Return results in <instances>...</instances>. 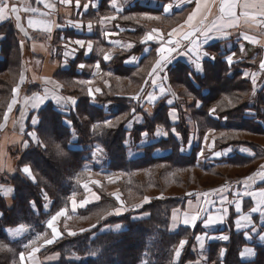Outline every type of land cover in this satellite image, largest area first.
Instances as JSON below:
<instances>
[{
  "label": "trees",
  "instance_id": "16d2710c",
  "mask_svg": "<svg viewBox=\"0 0 264 264\" xmlns=\"http://www.w3.org/2000/svg\"><path fill=\"white\" fill-rule=\"evenodd\" d=\"M0 36L2 37L0 40V124H2L8 104L13 98L12 89L21 74L22 55L19 36L11 21L0 23ZM208 50L217 52V59L214 63H205L203 77L196 79L197 87L188 79L189 68L184 63H177L170 68L168 72L170 85L189 89L192 96L201 101V111L194 112L193 115L195 118L201 117L209 127H221L219 122L212 120L208 114L211 108L220 105L215 113L219 114L218 120L227 118L229 123L224 125L225 128L264 136V127L260 124V121L264 120V91H259L254 99L250 100L253 90L249 80L244 79L241 71L247 66L239 64L229 67L219 57V48H214L212 45L208 47ZM113 63L112 68L116 75L130 76L135 71L134 68L128 67L119 70L115 61ZM11 75L12 79L9 78ZM57 75L68 80L77 76L70 70L59 71ZM65 95L68 94L65 93ZM225 96L231 100V104L224 99ZM78 98V104L73 113L71 111L67 114L61 113L51 104H47L38 113L37 136L47 145V148L29 144L28 141L27 148L15 147L12 152L11 157L16 161L17 167L26 164L31 166L36 176V183L21 178L17 173L7 178V181H3L13 186L14 198L8 206L0 195V244L6 245L0 250V264H19V253L25 249L23 244L38 233H48L45 225L48 217L60 208L68 207L70 202L68 197L73 192L77 193L76 199L83 198L80 183L84 177L83 167L89 154L85 147L90 144H97L103 148L107 160L106 168L109 171L125 174L118 184L123 196L127 198L126 203L135 205L144 197L150 198L149 203L144 205L138 214L106 219V215L116 208V202L109 194L99 191V203L81 208L76 211V214L73 213L74 216H71L72 220H90L91 224L83 228L88 231L81 232L80 229L75 231L76 235L66 234L55 244L44 249L42 254H57L58 259L51 264H142L145 260L147 264H171L175 247L188 232L185 227L175 230L168 228L171 213L177 209L185 193L167 195L161 188L160 176L178 177L189 174L196 169L194 157L192 154L187 156L179 151L178 145L171 136H168L172 139L170 146L172 151L169 155L159 158L152 156L156 148H166L168 142L160 141L141 147V155L130 160L124 147L129 133L124 123L116 119L120 115L128 114L127 121L135 112L143 116L141 124L132 132L135 142L141 139L143 132L149 135L154 134L157 125L163 126L168 131L175 127L178 131L179 123L174 126L169 122L167 112L170 107L164 103L157 104L154 115L150 117L143 110L138 109L137 104L128 97L119 99L115 97L109 100L118 104L111 112H105L101 108L102 100L99 97L96 105L90 104L86 96ZM133 109L135 112L132 111ZM247 111L254 113H246ZM65 120L71 121L70 126L78 133V142H72L71 128ZM106 120H112L113 125H105L103 122ZM201 124L198 123V125ZM93 125H99V127L93 130ZM27 129H30L28 125ZM57 143L63 149L64 155L57 153L55 148ZM260 146L257 144V149ZM138 174L141 175L140 178L137 177ZM77 177L80 180L79 184ZM174 183L177 184L175 180ZM168 184H171L170 181ZM146 188L157 192L147 194ZM41 189L47 193L49 200L53 203L49 214L43 211ZM133 196L138 199L133 201ZM29 201L36 202L35 209L30 206ZM21 224L29 226L28 234L21 239L11 240L7 236V228ZM115 225H123L124 228L115 229ZM229 237L230 239L225 243L210 244L209 263L264 264V246L257 247L254 262L245 263L239 259L238 254L246 241L240 232L233 229L232 224L229 225ZM186 240L191 242V237ZM220 248L226 249L223 259L219 254ZM96 250H99L96 256L89 255ZM191 257L186 250L178 264H184Z\"/></svg>",
  "mask_w": 264,
  "mask_h": 264
},
{
  "label": "rangeland",
  "instance_id": "374dc122",
  "mask_svg": "<svg viewBox=\"0 0 264 264\" xmlns=\"http://www.w3.org/2000/svg\"><path fill=\"white\" fill-rule=\"evenodd\" d=\"M158 4H159L158 1L152 2V6H156ZM132 15H133V16H131V17H133L132 19L126 20L127 25H130L131 29L137 28L138 31L143 30V27L146 25L147 27H150V26H153L155 28L161 27V28H163L162 29L163 31L167 32L170 29H166V28H170L172 25V18L171 17H169V19L163 18L161 20L147 19V18H145V15L139 14V11H137V10H132ZM176 18H177V20L179 19L177 16H176ZM121 21L122 20H120V19L115 20L116 23L122 25ZM103 27L105 29H107V28H110V25L105 24ZM65 36H67V37H65L67 39L64 40V37H62L60 31L55 33V35L53 37V42L51 44L52 48L50 50V53H51L50 62L53 63L54 61H57L56 66L63 67V66H66V64H68V61L70 60L69 57H73V59H74V61L72 62L73 65H71V68L68 70L72 71L76 75V73H75V72H77L76 70L80 69L82 71V73H80L81 76L77 75V76H74L72 78L73 80L72 79L68 80V79L64 78L63 76L60 77L57 75L59 73V71H63V70H56L53 72V75H52L53 79L55 80V83H53V85L56 86L58 84L61 87V93L59 92L58 96H61L64 98L72 97L76 100V104L73 106L70 102H68L66 104L61 105V104H57L56 101L54 99H52V101L46 102L42 106V108H44L47 104H51V105L53 104L55 106L57 105L56 107L60 111L63 109L65 110V108H66L67 110L71 109L70 111L73 113V112H75L76 106L78 104V99H79L78 97L79 96H86L87 99L89 100L90 104L95 103L93 105H96V100L99 101L98 97L101 98V100H102V101H100L102 104L101 108L105 112H107V111L111 112V111L116 109V106L118 104H116V102L114 104L112 101H109V100H111L112 98H115V97L117 99H119V98L126 97V96H131V97L135 96L138 93L137 87L145 84V80H147L148 73L150 72V69L152 68L151 65H152V63L153 64L155 63V60L157 57V53L155 52V48L154 47L149 48V55L146 57V59L143 61V63L137 69H135L134 72L131 73L133 78H135V76L137 74L136 78L133 80L132 83H127L125 80H119L116 77H112L110 75H107V72L103 73L102 71H101L100 75L96 74L95 79L92 80L91 74L95 73L94 71L97 69L96 63L99 62L97 60V56L99 54H101V55L104 54V53L100 52L101 48L104 49V52H106L108 54H113L114 57L121 60L120 62L115 61V64H117L121 68V67H123L124 62H125L124 58H126L128 55H132V54L137 55V50L142 52L145 49V48H142L143 45L141 44V39L144 36V32H142L137 37L133 33H132V36H128V41H130L133 45L131 50H124L122 48L115 50L112 48H108L107 45H105V44H104L105 46L102 47L103 43L99 44L98 42H95L97 44V48L93 50L94 53L90 54L87 57L85 56V54H83V52H77L76 53V51H73V49L76 48V45L69 43V40H75V38H76V35L73 32L65 34ZM32 37H33V35H32ZM118 37H121L122 39H124L125 35L123 33H120L118 35ZM94 38H95V35H94ZM46 41H48V40H46ZM103 42L105 43L104 39H103ZM64 44L70 45V47H68V50H67L70 54H67V56L65 55V53H68V52H66ZM19 45H20L21 55H22L21 74H24V68H25L26 69V75H27L26 80H24L23 83H20L21 74H19L18 82L14 86V88L19 86L18 96H19V100H20L19 104H21V102H23L22 97L26 98V97H31L37 93H42V92L44 93V92H46L45 88L47 86H46V84H41L40 82H38L35 79V77H33V75H32L33 73L35 75L38 74L39 70L43 66V62H40V61H43V58L41 57V58L35 59L36 57L31 53V51L29 52V50L26 49L27 45L26 46L24 45L23 47H21L20 40H19ZM113 45L116 48L123 47V44L121 42H120V44L114 43ZM214 48L220 49L221 46H220V44H214ZM229 52H235L236 53V56L234 57L235 62L233 63L232 66H235V65L237 66L239 64H245L247 66L245 69L241 70V71H244V73L245 72H247L249 74L257 73L260 70L259 63L256 62L257 58L256 59L245 58V56H246L245 53L242 54L238 47H236L233 51H227L226 53H229ZM213 54H215L217 57V52H214ZM218 55H219V57L224 59V56L221 54V51L219 52ZM33 57H35V58H33ZM63 58H65L66 60H63ZM23 61H25L24 66H23ZM224 62L226 63V61H224ZM80 64H84L85 67L83 69L79 68L78 65H80ZM112 64H114V63H112ZM171 67H174V66L169 65L167 67V75H168V72H169ZM106 77L112 78L114 80L113 84H111V83H109V85L105 84ZM200 77H203V76H200ZM243 77H244V79L249 80L248 82H249V84L253 90V85L251 82V75H249L248 77H245L243 74ZM263 77H264V73H262L261 78L260 77L258 78L256 89H255V95L252 94L250 100L254 99V97L256 96V94L259 91H264V78ZM9 78L12 79L13 78L12 75L9 76ZM259 80L263 81V82H261L262 84H260V85L258 84ZM80 81H92V83L84 84V83H80ZM168 81H169V79H168ZM191 82L193 83V85L195 87H197L196 80H195V82H193V81H191ZM47 83L51 84L50 82H47ZM168 85L170 86V82L168 83ZM97 88L100 89L99 92H96ZM171 88L173 89V91L171 90L172 93H175L174 96L176 97V99H175L176 105H177L176 113L179 117V119H178L179 129H178V131L177 130L176 131L180 134V136H179V138H177L175 135L172 134V132L170 130L168 131L165 129V131H168L169 134L166 137L160 136V138L163 137L164 139L163 138L161 140L159 139L158 142H160V141L168 142L167 143L168 147L166 146V148H162V147L156 148L152 152V156L154 158H159V157L169 155L172 151L170 149V146H171L172 139H173V141L178 145L179 151H181V148H183L184 150L181 152L184 155L190 156L192 154V156L194 157L196 169H194L193 171H190L189 174H182V175H179L178 177L175 175L174 176L173 175H171V176L161 175L160 176V183L162 185L161 188L165 190V193L167 195L185 193L184 197L181 198V201L179 202V205L177 206L176 210H182L183 209L184 200L186 201L187 199H194L197 196L203 197V195H202L203 193H209L210 194L209 197L211 195L213 196L214 194H218V192H215L214 190L220 189L222 186H227L228 188H231L233 190L232 192H229L231 196L234 195L236 190L243 191L241 189L242 184L240 182H242L246 177L252 175L253 173L258 172V170L260 169V166L264 165V157H263L264 156V136L252 135V134H249L247 132H237L235 130H228L227 128L224 127L225 124L229 123L228 120L224 119L225 117L218 120V118H220L218 113L210 114L209 111H206L207 113L209 112L208 113L209 117L212 120L219 122V124L221 125V127L219 126L217 128L209 127L208 124H206L205 121L201 117H198V118L194 117L193 113L201 111L202 105L199 108H197L195 106L196 99H191L189 97V93L191 91L187 88H182V87L171 86ZM89 89L92 90L94 99H93V97L89 96V94H88ZM203 92H205V91L203 90ZM65 93L68 95H65ZM178 93H180V95ZM252 93H253V91H252ZM130 99L133 100L132 98H130ZM113 101H114V99H113ZM19 104L18 103L14 104L15 106L12 107V111L10 113H8V119L7 120H9L11 118L13 120H15L18 118V116L19 117L21 116V113H20L21 107L19 106ZM249 104H252V103H249ZM23 105H25V103H23ZM167 107H169V106H167ZM222 109H227V108L222 107ZM40 110H39V112H40ZM38 113L37 114L30 113L28 115V127L30 129L26 130L27 132H25V136L23 139H24V141H29V144L32 143V141H31V137L28 135V133L34 131L36 133V136H37L36 131H37V128L39 126ZM246 113H253V112L247 111ZM252 115H254V114H252ZM127 116H128V114H124L122 116L120 115L116 119V121L123 122L124 127H126L127 123L131 120L130 118H132V117H130L129 118L130 120L128 119L129 121L128 120L126 121ZM33 117H35V118L37 117L36 119H38V123L35 126H33V124L31 123ZM4 121H5V119L3 117L2 124ZM198 123H202V124L198 125ZM2 124H0V129H1ZM260 124L264 125L263 119L260 121ZM26 127H27V125H26ZM212 130H214V131H212ZM205 135H208V141L207 142H205V140H204ZM73 136L78 137V133L76 131H74L73 134L71 135V137L74 139L75 137H73ZM168 136H171L172 139H170V137H168ZM148 137H149V134H148ZM189 138H191L190 145H189ZM153 143H155V141L152 142V144ZM257 144L261 145L259 147V149H257ZM124 147L126 149V154L128 156V159H130V160L141 155V151L138 152V149L135 147V145L133 143H131L129 145V148L126 147L125 143H124ZM21 148H23V147H21ZM85 148L88 149L89 154L87 155V161L85 162L84 167H83L84 177H83L82 182L80 183V186L83 183H88L89 187L92 189V191L95 192L98 196H99V194H98L99 191L103 192L105 194H109L111 196V198L116 202V208H120L121 202H122L124 209H126V210L120 216L133 214V213H136V214L140 213L139 212L140 209L144 205L148 204L149 202L145 203L144 199H143L135 205H128L126 203L127 198H125V196H123L121 190L119 189V184H118L124 178L125 174L120 175L121 172L114 173L112 171H109L106 168L107 160L105 159V154H104L103 148H101L99 145H97V144L91 145L90 144V145L86 146ZM97 148L102 149V152L98 153L97 156L94 158L93 152ZM241 149H244V150H241ZM14 150H15L14 147L11 149L10 148L8 149V154L10 157L12 155V152H14ZM201 151H203V153H204L203 156L199 155V153ZM215 152H221L223 154L220 157H216L214 155ZM154 153H156L157 156L158 155L159 156L158 157L154 156ZM246 154H248V155H246ZM239 158H242V159H239ZM258 158L260 160H258ZM0 160H1V157H0ZM229 160H231V161H229ZM246 160H247V162H246ZM234 161H235V163H234ZM108 175H112L116 182L115 183H109V181L107 179ZM140 176H141L140 174L137 175V177H139V178H140ZM21 178H23V176H21ZM90 180H97L100 183H99V185H94V184L90 183ZM174 180L177 182V184L174 183ZM3 181H7V178H3L0 181V184H8V183H5ZM169 181L171 184H168ZM263 184H260L258 186H261ZM81 189L83 192V198L77 199L78 202L82 201L83 199H85L87 197L90 199V202L86 206H88V205L92 206V205L99 203L100 196H99V199L97 200L91 196V193L86 192V190L82 186H81ZM156 192L157 191H155L154 189L146 188L147 194H155ZM225 192H227V190ZM113 193H118L120 195V201L116 200L115 196L112 195ZM186 193H193L194 195L193 196H187ZM231 196H229V197L231 198ZM137 199L138 198H136V196H133V198H132L133 201H136ZM43 203L44 202H42V207H43ZM50 203H51L50 209L45 211L47 214H49L52 210L53 203L52 202H50ZM67 208L69 209L68 214L70 216H74V214H76V212L74 214L71 212V203L70 202H69V205ZM79 209H81V208H78L77 210H79ZM112 211L113 210H111L109 213H111ZM109 213L106 215V219L109 217H115L114 214H109ZM172 213H171V215H172ZM53 214H55V212ZM53 214H51V215H53ZM50 217H48V219H50ZM90 224H91L90 220H84V219L72 220V217H71V219H65L64 217H61L60 220L57 222V228H59V230L61 231V234H62L61 238H63L66 234L69 235L68 234L69 232H75L77 230L86 228ZM45 225H46V222H45ZM200 225H201V223L197 222L195 228H192V227L180 224L178 226V228H176V229H179L181 227H185L188 229V232L186 233V235L182 239H190V237H191V242H188L186 244L185 248L182 250L181 257L179 258V261H181L183 254L186 253V250L188 251V253L192 257H191V259L185 261L184 264H213V263L208 262L209 247H210L211 243L207 244V248H206L207 249V258L206 259L205 258L203 259V255L205 254L204 253L205 245H204V248L201 252L197 251L198 242L196 240V237L199 235V236L204 237V239H205V235L203 233L204 229L202 227H200ZM169 227L171 230L172 227L170 225L168 226V228ZM47 231H48L47 235L42 240L38 241V245H43V247L46 246L44 244V239H48L51 237V231L49 229H47ZM27 234H28V232H27ZM26 235H24V236H26ZM228 236H229V234H228ZM32 238H34V237H31V239ZM61 238H59L58 240H60ZM58 240H56V241H58ZM56 241L53 244H55ZM215 243L219 244L220 242H215ZM53 244H51V245H53ZM38 245H34L33 247H36ZM43 247H41V249ZM44 249H46V247ZM43 250L40 252L41 257L46 256V255L56 254V253H51V254H44L43 255L42 254ZM220 250H221V248H220ZM220 250H219V254H220ZM27 251L28 250L24 249L23 252H27Z\"/></svg>",
  "mask_w": 264,
  "mask_h": 264
},
{
  "label": "snow or ice",
  "instance_id": "6c2138e0",
  "mask_svg": "<svg viewBox=\"0 0 264 264\" xmlns=\"http://www.w3.org/2000/svg\"><path fill=\"white\" fill-rule=\"evenodd\" d=\"M73 0H59V3L62 5H71ZM126 0H109L110 7L114 9L115 13L111 16H105L100 19L101 25H103L104 21L107 20H116L117 14L123 11V4ZM184 3L192 4L194 3V8L188 13L186 19L182 24H179L177 27H173L170 31L165 34L161 33L159 29L153 28L151 32L144 35L141 40V43H146L147 41H157L161 44V47L157 49L159 59L156 60L152 70L148 73V75L152 78V85L154 88L158 87V94L156 92L148 93L147 94V102L150 105H154L156 100L166 96L168 93H171V87L165 86V82L168 80L167 75V66L172 63L175 57H172L173 52H177L180 56H187L190 62L191 67L187 70L188 79L195 82V80L203 76L205 73V63L211 62L214 63L217 59L216 55L213 54L208 48H205V45H209V42L212 40L217 39H227L231 33L228 31L229 29H238L241 28L242 25L246 26L248 29H255L260 32L261 36L264 37V0H183ZM37 4H43L45 9H48L49 12H42L37 7H30L25 6L23 9L18 8L16 4L12 3L11 0H0V22H3L5 19H10L12 17L16 20V27L23 32L25 36H28V31L21 23V16L19 15L20 11H24L30 13L27 17V28H31L33 30H39L46 33H50L53 28V22L45 19L49 13L55 9V4L47 3L46 0H36ZM94 6L91 3H84L81 5V0H75V7L79 10L83 7L84 12H87L89 7ZM174 4L171 0H166L165 3L161 5V10L163 15H148L144 14L145 18L152 19V20H161L164 17H167L173 10ZM216 9V13H213V9ZM79 14V12H78ZM210 16L214 18L209 19ZM131 16H123V19L128 20L132 19ZM72 23L73 27L82 28L84 27L82 22H69ZM56 27H60V25H55ZM93 28V21H89L87 23V29L91 32ZM115 33L105 31L103 33L104 36L109 37L114 35ZM241 38L245 41L253 45L261 44V39L257 38L256 36L249 35L247 32L242 33ZM184 42H187L186 44ZM69 43L78 45L80 48H85V55H88L93 50V42L92 41H85L82 39L76 40H69ZM165 45H170L171 47H166ZM21 47H23V41L21 42ZM67 47V44L65 45ZM128 47L131 48L133 45L130 43ZM183 48V51H179V49ZM76 51V49H73ZM100 52L104 53L103 59L108 61L111 59V56L104 52V49L101 48ZM240 52H244L243 45L240 46ZM68 53H65L67 55ZM224 59L229 67L233 65L234 57L236 56L235 52L229 53H222ZM79 68L83 69L85 67L84 64L78 65ZM96 68L99 69V63L96 64ZM259 68L262 72H264V60H261L259 63ZM163 73V75H160ZM107 75H111V73H107ZM251 75V82L253 85V95H255V89L257 85V74L256 73H244L245 77ZM157 79L161 81L159 85H157ZM24 75L21 74L20 76V83H23ZM46 83L48 81H45ZM55 83V82H53ZM80 83L90 84L92 81H80ZM148 81L145 80V84ZM57 88L60 85H56ZM100 89L97 88L96 92H99ZM143 87L140 89V93H143ZM19 93V86L12 89L13 99L10 104H8V110L4 114V119H8V113L12 111V107L16 104L17 95ZM140 93L133 96V100L139 101L141 99ZM90 97H93V92L89 89L88 92ZM173 96L175 93H171ZM48 92L46 90L45 95L35 94L33 97H26L24 99V103L28 105L31 103L33 108L39 107L45 99L48 98ZM189 97L191 99H195L191 93H189ZM51 98L56 101L57 104H66L70 102L73 106L76 104V100L72 97L64 98L55 94V92L51 93ZM94 99V97H93ZM225 100H228L229 104H231V100L225 96ZM169 104L172 103L171 100L168 101ZM195 106L199 108L201 106V101L196 100ZM216 107L211 108L210 114H214L217 111ZM147 111V109H145ZM135 112V109L132 110ZM169 116L175 122L179 119L176 115L175 109L171 110ZM224 119H227L226 117ZM38 120L33 117L32 124L36 125ZM65 123L69 126L71 125L70 120H65ZM107 126H112V120H106L103 122ZM99 125H93V130H95ZM21 131H23V126H21ZM173 135L179 138L180 134L176 131L175 127L170 129ZM214 131V130H212ZM169 133L165 131L163 126L157 125L156 131L154 135L156 137L160 136H167ZM28 135L32 138V141L36 143L38 146L47 148V145L41 141L37 136L36 133L29 132ZM143 137L147 138L148 133L143 132L141 134ZM205 142L208 141V135L204 137ZM191 143V138H189V145ZM23 146L25 148L28 147V141H24ZM55 148L57 149V153L59 155H64L63 149L61 148L60 144H55ZM184 149L181 148V151ZM244 150V149H242ZM102 149L97 148L93 152V157L95 158L98 153H101ZM223 153L215 152L214 155L216 157H220ZM199 155L203 156L204 153L201 151ZM22 173H24L29 179L32 180L33 183H36V176L33 174L30 165H24L21 169ZM83 173H81L82 175ZM123 175V173H120ZM259 177L261 182H264V165L260 166V171L257 173H253L252 175L246 177L242 182H240L245 189L243 192L236 190L234 195L237 197L235 201H232L228 198L227 195H224L225 191L232 192L231 188L227 186H222L220 189L214 190L215 192L220 193V204L221 208L217 210L216 213L208 214L206 218L204 217L205 208L197 204V207L192 212H185L180 218L177 213L179 210H174L172 216V227L175 228L178 226V223H182L185 226H189L195 228L198 221H202L205 228L214 226L216 224L224 223L229 208L225 205H232L234 203L235 212L237 214V218L235 219V228L238 232L243 231L244 238L246 240H252L253 237L259 239V241L264 242V187L256 189L252 182H255L256 177ZM109 183H115V179L112 175H108L107 177ZM77 183H80L79 177L76 178ZM91 184L99 185V181L97 180H90ZM86 192L91 193V196L95 199H99V196L92 191L89 187L88 183H83L81 185ZM0 191H3L5 194L10 193L12 189H3L0 186ZM41 193L43 195L44 200L46 201L44 207L45 209L48 208V195L47 193L41 189ZM117 201H120V195L118 193H113ZM187 196H193V193H186ZM204 199L203 203L208 204L209 200L207 197L210 195L209 193L202 194ZM77 193L73 192L69 197L68 200L71 203V212L75 213L78 208L85 207L89 202V198H85L82 201H77L76 199ZM241 196H247L251 198V206L247 212L243 209V201L240 199ZM201 199L200 196H197V201L199 202ZM149 201L148 197H144V202L147 203ZM213 203L215 201H212ZM189 205H192V201L188 202ZM30 206L35 209L36 202L29 201ZM123 203L121 202L120 208H115L109 214L120 215L123 211H125ZM69 209L67 207L60 208L55 214L51 215L50 219L46 221V228L51 230V237L48 239H44V244L51 245L53 244L62 234L57 230V222L60 220L61 217L65 219H71V216L68 214ZM260 217L261 219L259 222L257 221L256 217ZM95 227V225H93ZM119 229L120 225L116 226ZM29 226L27 225H18L15 229L9 230L11 233L12 238H17L23 235L25 232H28ZM88 231L87 229H81V232ZM47 233H38L34 238L30 239L27 243L23 244V247L28 250L27 252H20L19 253V264H35L36 254L40 252L41 247L43 245H38V241L42 240ZM69 235H76L75 232H69ZM224 241H228L230 237L228 235H222L219 237ZM196 240L200 243L201 248H203V240L204 237L197 236ZM188 241L186 239H181L178 245L175 247L173 258L171 264H178L179 258L181 257L182 250L185 248ZM34 245H38L33 247ZM6 245L0 244V250H2ZM99 250L90 252L89 255L96 256ZM226 253V249L222 248L220 250V257L223 259ZM254 257L255 250L252 247H245L240 252V257ZM142 264H147V261H142Z\"/></svg>",
  "mask_w": 264,
  "mask_h": 264
},
{
  "label": "crops",
  "instance_id": "0c3cea01",
  "mask_svg": "<svg viewBox=\"0 0 264 264\" xmlns=\"http://www.w3.org/2000/svg\"><path fill=\"white\" fill-rule=\"evenodd\" d=\"M154 1H158L159 4L156 6H152V2ZM12 3L16 4V6L18 8L23 9V7L25 6H30V7H37L39 8L42 12H49L48 9H45L43 7V4H37L36 0H11ZM47 3H51V4H55V9L52 10L48 16L45 17V19L53 22V28L52 31L50 33H46L43 31H39V30H33L31 28H27V17L30 15V13L24 12V11H20L19 15L21 16V23L24 25V27L27 29L28 31V36H25L23 34V32H21L17 27H16V20L14 17L10 18V19H5L3 22L6 21H11L17 31V34L19 36V40L20 42L23 41V46H26V49L29 50V52L31 51V53L36 57H33L35 59L38 58H43V66L41 67V69L39 70L38 74L35 75L34 73L32 74L33 77H35V79L40 82L41 84H46V88L45 90H47L48 92V98L45 99V101L39 105V107L37 108H33L31 106V103H29L28 105H23L24 103V98L22 97V101L21 104H19L20 100H19V96L17 95V103L19 104V106L21 107V116L15 120H13L12 118L9 120H5L1 126L0 129V176L1 178H10L12 176H14L16 173L23 176V178L29 182H32L31 179H29L24 173H22V171L20 170L23 166L21 167H17L16 165V161L9 156L8 154V149L13 148L15 149V147H23V149L25 148L23 146L24 143V136H25V132H27V127L26 125H28V115L30 113H35L37 114L39 112V110L42 108V106L48 102V101H52L51 98V93L55 92L56 95H59V92L61 93V87L57 88L55 85H53V82H55V80L53 79V72L56 70H65L67 71L68 69L71 68L72 62L74 61L73 57H69L68 64H66V66L63 67H58L57 65V61H54L53 63L50 62V50H51V44L53 42V37L55 35V33L59 32L61 33L62 37H64V40L67 39L65 37V34L71 33L73 32L76 35V39H82L85 41H92L93 42V50L97 48V44L95 42L103 43L102 47H104L105 45H107L108 48H112V49H119L122 48L124 50H131V48L128 47V44H130L131 42L128 41V36H132V33L137 37L138 35H140L142 32H144V35H146L147 33L151 32V30L155 27L150 26L147 27L146 25L143 27V30L138 31L137 28L131 29L130 25H127V22L125 19H123V16H133L132 15V10H137L139 11V14H148V15H163L162 14V10H161V5L163 3L166 2V0H126V2L123 4V11L119 14H117V19L122 20V25L118 24L115 22V20H107L104 21L103 25H101L100 23V19L102 17L105 16H111L116 14L114 9H112L110 7V3L109 0H81V5H83L84 3H91L94 6L89 7L87 12H84L83 7H81L79 10L76 9L75 7V0L72 2L71 5H62L59 3V0H46ZM171 2L174 4V8L172 10V12L167 16L164 17L165 19H169V17L172 18V25L170 28H166V29H172L173 27H177L179 26V24H182L184 22V20L186 19L188 13L194 8V3L192 4H188V3H184L183 0H171ZM79 12V14H78ZM213 13H216V9H213ZM176 16L179 18L177 20ZM174 18V19H173ZM214 18L213 16H210L209 19ZM163 19V18H162ZM176 20V21H175ZM82 22L84 27L82 28H77V27H73L72 23L69 22ZM89 21H93V28L91 30V32L88 31L87 29V23ZM0 22V23H3ZM105 24L110 25V28L105 29L103 26ZM55 25H60V27H56ZM159 29L161 31V33L165 34L168 32L163 31L161 27L156 28ZM169 30V31H170ZM71 31V32H70ZM105 31L108 32H112L115 33L112 36L106 37L103 35V33ZM231 35L227 38V39H217V40H212L209 42V45H205V48H208L209 46H212L214 44H220L221 48V54L222 53H226L227 51H233L236 47L239 48L240 50V46L243 45L244 47V52L245 53V58L248 59H256L257 58V63H260L261 60H264V37L261 36L260 32L255 30V29H248L246 26H243L241 28L238 29H229L228 30ZM247 32V34L249 35H253L256 36L257 38L261 39V44L259 45H253L251 43H249L248 41H245L241 38L242 33ZM120 33H123L125 35V38L122 39L121 37H118V35ZM33 35V37H32ZM95 35V38H94ZM44 37V38H43ZM103 37V38H102ZM144 37V36H143ZM1 36H0V40H1ZM103 39L105 41V43L103 42ZM48 40V41H46ZM142 40V39H141ZM120 42L123 44V47H118L116 48L113 44H120ZM185 44L187 42H184ZM105 44V45H104ZM132 44V43H131ZM143 46L142 48H145L142 52L137 50V55L132 54V55H128L126 58H124V68H134L137 69L142 63L143 61L146 59V57L149 55V48L154 47L155 48V52L157 53V57L156 60L159 59V55L157 52V49L161 47V44L158 43L157 41H147L146 43H141ZM66 45V44H64ZM117 46V45H116ZM166 47H171L170 45H165ZM68 47H70V45L67 44V47H65L66 52H68ZM76 53L77 52H83V54H85L86 51V47L85 48H80L78 45H76ZM92 50V52H90L88 55H85L86 57L89 56L90 54L94 53ZM184 49L181 48L179 49V51H183ZM242 53V54H243ZM68 54H70L68 52ZM73 55V54H72ZM104 55V54H103ZM103 55L99 54L97 56V60L99 62V69H96L93 73L91 74V78L92 80L95 79L96 74L100 75L101 71L103 73H111L110 76L112 77H116L119 80H125L127 83H132L134 78L132 75L130 76H120V75H116L114 70H113V62L117 61L120 62L121 60L117 59L116 57L113 56V54H109L111 56V59H109L108 61H105L103 59ZM172 57H175V59H173L172 63L169 64L171 66H175V64L177 63H184L186 66H188V68L191 67L190 62L188 60L187 56H180L177 54V52H173ZM67 56V55H66ZM113 56V57H112ZM54 58V57H53ZM113 58V59H112ZM117 59V60H116ZM63 60H66L65 58H63ZM62 60V61H63ZM155 60V62H156ZM224 60V59H223ZM225 61V60H224ZM25 61H23V66L25 65L24 63ZM96 63V64H97ZM155 64V63H154ZM154 64L152 63V67L154 66ZM168 65V66H169ZM118 67L119 70H122L123 67L120 68V66L116 65ZM167 66V67H168ZM43 69V70H42ZM152 70V68L150 69V71ZM42 71V72H41ZM77 72L76 75L81 76L80 73H82V71L80 69L76 70ZM242 73L244 74V71H242ZM262 72L261 70H259L256 74H257V80L258 78L262 76ZM242 74V75H243ZM24 80H26V69L24 68ZM160 75H163V73H161ZM264 78V77H263ZM45 81L50 82L46 83ZM147 84H143L138 86V93H140V89L143 87L144 92L140 93L141 99L139 101L134 100L133 102L135 104H137L138 109L143 110V112L147 113L150 117L154 115L155 109L157 107V104H161L164 103L166 106H169L170 108L168 109V118H169V122L172 125H176L178 124V120H176L175 122H173V120L171 119V117L169 116V113L171 110L175 109V112L177 111V105H176V97L173 96L171 93L173 91V89L171 88V93H168L166 96L161 97L159 99L156 100L154 105H150L147 102V94L148 93H153L156 92L158 94V87L154 88L152 85V78L148 75L147 77ZM114 80L110 77H106L105 79V84L111 83L113 84ZM261 80L258 81V84H262ZM161 83V81L159 79H157V85H159ZM169 81L167 80L165 82V86H169L168 85ZM171 87V85H170ZM137 90V89H136ZM40 95H45V92L43 93H37ZM137 95V94H136ZM34 96V95H33ZM31 96V97H33ZM128 98H132L131 96H126ZM171 100L172 103L169 104L168 101ZM16 103V104H17ZM95 104V103H93ZM15 106V105H13ZM53 108L61 113L67 114L69 113V111L71 109H66L65 110H59L55 105H53ZM66 107V106H65ZM147 109V111L145 110ZM8 110V109H7ZM184 111V110H183ZM7 112V111H6ZM254 113V112H253ZM177 115V113H176ZM178 116V115H177ZM214 117V116H213ZM37 118V117H36ZM216 118V117H215ZM38 120V119H37ZM143 120V116L141 114L138 113H134L131 120L127 123V126L125 127V129L127 130V132L129 133L127 141L125 142V146L129 148V145L131 143H133L135 145V147L138 149V152H140V148L143 146H147L149 144H152V142L155 141L158 142V140L162 139L160 137H156L154 134L153 135H149V137L145 138L141 136V139L138 142H135L133 140V130L138 127L141 122ZM32 123V121H31ZM21 126H23V131H21ZM35 126V125H33ZM262 126L264 127V125L262 124ZM71 129V135L73 134L74 130L72 129L71 126H69ZM165 130V129H164ZM75 137L74 139L71 137V140L73 143L78 142V137ZM164 139V138H163ZM32 141V138H31ZM33 144L36 145V143H34L32 141ZM242 150V149H241ZM248 155V154H246ZM154 156L158 157L156 153H154ZM260 171V169L258 170ZM257 173V172H255ZM33 183V182H32ZM254 184V187L256 189L258 188H262L264 187V182H261L259 177H256L255 182H252ZM260 184H263L261 186H258ZM0 186H2L3 189H12V191L10 193L5 194L3 191H0V195L1 197L4 198V200L6 201L7 205L10 206V204L12 203V200L14 198V188L11 184H0ZM243 191L245 190L242 186L241 188ZM241 191V192H243ZM224 195H230V193L227 191L224 193ZM228 196V198L232 201H235L237 199V197L235 195H232L231 198ZM203 199L204 197H201L200 201H197V197H195L194 199H187L186 201L184 200V206L182 210H179L177 215L182 218L183 214L185 212H192L196 209L197 204L199 203L200 206L204 207L205 205V213H204V217L206 218V216L208 214H212V213H216L218 209L221 208V204H220V193L218 194H214L213 196L211 195L210 197L208 196L207 199L209 200L208 204H204L203 203ZM240 199L243 201V209L245 212L248 211V209L251 206V198L247 197V196H241ZM189 201H192V205H189ZM212 201H215L214 203ZM43 211L49 210L50 206H51V201L49 200L48 203V208L45 209L44 205L46 203V201L43 199ZM226 207L229 208V211L227 213V217L224 221V223H220V224H216L214 226H210L205 228L203 225L202 221H198L201 223L200 227H202L203 233L205 235V239L203 240V248L205 245V249H204V255H203V259L207 258V244L209 243H215V242H220V243H225L227 241H224L222 239H220L219 237L222 235H228L229 234V225L232 224L233 228L235 231V219L237 218V214L235 212V208H234V203L232 205H225ZM125 211L122 212V214ZM120 214V215H122ZM120 215H115V217H120ZM172 216L173 213L171 215L170 218V226L172 227ZM257 221L259 222V220L261 219L260 217H256ZM182 224V223H178V226ZM183 225V224H182ZM117 225H115L114 227H116ZM171 228V230H175L176 228ZM16 227L13 228H7L6 233L7 236L11 239V240H17L22 238L24 235L27 234V232H25L23 235L17 237V238H12L11 233L9 230H13ZM111 228V227H110ZM113 228V227H112ZM123 225H120L119 230L123 229ZM117 229V227L115 228ZM50 230V229H49ZM57 230L61 233V231L59 230V228H57ZM105 230H110L109 228H105ZM51 231V230H50ZM238 232V231H237ZM240 233L242 234L243 238V231H240ZM69 234V233H68ZM211 236V237H210ZM62 236H60L59 238H61ZM58 238V239H59ZM57 239V240H58ZM244 240L246 241V244L242 247V249H240L239 251V259L242 262L245 263H251L254 262L256 259V255H257V247H262L264 246V242L259 241L258 238L253 237L252 240H246L244 238ZM46 245V244H45ZM50 245H46L44 246L40 252L46 247H48ZM245 247H252L255 250V256L254 257H245V258H241L240 257V252L245 248ZM203 248H201L200 243H198V248L197 251L201 252L203 250ZM40 252L36 254V258H35V264H51L53 262H55L58 259V256L56 254H51V255H46L41 257L40 256Z\"/></svg>",
  "mask_w": 264,
  "mask_h": 264
}]
</instances>
